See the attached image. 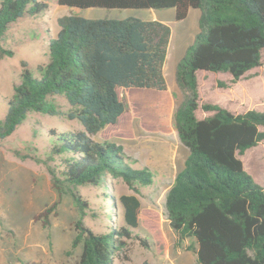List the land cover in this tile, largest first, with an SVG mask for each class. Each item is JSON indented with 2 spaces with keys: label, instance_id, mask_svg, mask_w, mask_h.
I'll list each match as a JSON object with an SVG mask.
<instances>
[{
  "label": "trees",
  "instance_id": "trees-1",
  "mask_svg": "<svg viewBox=\"0 0 264 264\" xmlns=\"http://www.w3.org/2000/svg\"><path fill=\"white\" fill-rule=\"evenodd\" d=\"M58 3L80 9L175 8L179 21L190 9L200 10V31L176 71L184 99L175 123L188 156L167 194L169 224L178 246L188 238L196 240L198 264H264V186L245 170L239 158L264 141V111L235 112L219 104L201 103L198 76L199 71L227 73L234 84L262 64L264 0ZM48 6L39 0L1 1L0 57L13 55L1 43L11 25L25 15L42 13ZM58 24L60 30L49 43V61L38 67L40 76L25 68L22 82L8 99L6 115L0 120V140L10 137L33 112L66 116L83 125V130L49 131L52 148L48 159L57 162L49 171L60 195L70 194L80 212L72 247L82 244V253L74 264H115L116 258L128 257L129 240L138 239L149 247L148 240L134 232L140 226L141 201L134 194L121 195L125 225L115 228L108 224L107 230L95 232L85 222L88 202L78 188L92 185L108 191L109 180L120 178L137 191L138 185L154 182L148 167L130 165L122 145L100 142L96 136L117 124L126 111L118 88L167 90L165 64L172 29L162 21L137 17L64 15ZM55 96L66 98L70 109L63 111ZM199 109L211 114L200 118ZM263 157L255 151L249 164L263 169Z\"/></svg>",
  "mask_w": 264,
  "mask_h": 264
},
{
  "label": "rangeland",
  "instance_id": "rangeland-1",
  "mask_svg": "<svg viewBox=\"0 0 264 264\" xmlns=\"http://www.w3.org/2000/svg\"><path fill=\"white\" fill-rule=\"evenodd\" d=\"M39 1L47 2L48 9L35 16L25 15L13 23L1 42L4 48L13 51V55L0 57V120L6 115L8 99L22 82L24 69L28 68L38 77V67L49 61V43L60 30L58 19L61 16L137 17L159 20L171 27L165 64L167 90L118 88L126 111L117 124L107 126L96 136L100 142L122 145L130 165L137 169L148 167L154 182L138 185L135 191L122 179L111 178L108 191L92 185L81 186L78 190L88 202L85 222L95 232L107 230L108 224L115 228L124 226L120 196L134 194L139 197L142 204L140 226L134 232L146 238L149 247L143 246L138 239L129 240L128 257L116 258L115 264H198L194 238L186 239L180 246L176 244L166 199L188 156L175 123L176 111L184 99L176 81V71L200 31V10L190 9L188 16L179 21L175 8L80 9L60 5L58 0ZM198 76L201 103L219 104L235 112L264 111V51L262 64L237 83H231L232 76L227 73L199 71ZM54 101L63 111L70 109L63 96H55ZM197 114L202 118L211 112L199 109ZM51 129L84 128L76 119L33 112L10 137L0 140V264H74L82 253V244L76 249L72 247L79 209L70 194L60 195L49 171V166H57V162L48 159L52 148ZM255 151L264 156V141L239 158L245 170L264 186V157L263 169L249 164ZM103 192L110 195L106 197Z\"/></svg>",
  "mask_w": 264,
  "mask_h": 264
}]
</instances>
